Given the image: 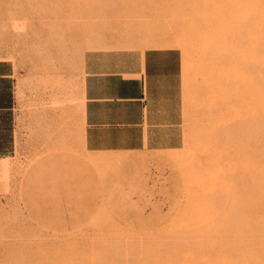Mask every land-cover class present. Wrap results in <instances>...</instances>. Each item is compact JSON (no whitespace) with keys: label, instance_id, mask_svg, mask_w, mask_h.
I'll use <instances>...</instances> for the list:
<instances>
[{"label":"rangeland","instance_id":"rangeland-1","mask_svg":"<svg viewBox=\"0 0 264 264\" xmlns=\"http://www.w3.org/2000/svg\"><path fill=\"white\" fill-rule=\"evenodd\" d=\"M258 1L0 0L16 139L0 171V264L264 260ZM150 48L179 53L178 149L88 150L84 54Z\"/></svg>","mask_w":264,"mask_h":264},{"label":"crops","instance_id":"crops-1","mask_svg":"<svg viewBox=\"0 0 264 264\" xmlns=\"http://www.w3.org/2000/svg\"><path fill=\"white\" fill-rule=\"evenodd\" d=\"M83 136L90 151H172L180 145V57L174 49L87 51ZM12 74L0 64V171L15 152Z\"/></svg>","mask_w":264,"mask_h":264},{"label":"bare ground","instance_id":"bare-ground-1","mask_svg":"<svg viewBox=\"0 0 264 264\" xmlns=\"http://www.w3.org/2000/svg\"><path fill=\"white\" fill-rule=\"evenodd\" d=\"M257 2H259V1L257 0ZM261 2H264V0H261ZM254 4H258V3L254 2ZM260 5L264 6V4H261V3H260ZM257 6H258V9H257V8H256V9H257L258 11L261 10V8L259 9V4H258ZM262 6H261V7H262ZM255 7H256V6H255ZM257 10H255V11H257ZM257 14L262 15V14H264V13L261 14V13L256 12V16L258 17ZM259 18L262 19V20H264V18L258 17V20H255V22H256V21L258 22V23H256V24H259L258 26L260 27L261 25H264V21H260V23H261V25H260V23H259ZM252 25H253V24H252ZM261 28H262V31H264V26H262ZM257 30H258V29H257ZM260 33H261V32H260ZM260 33H259V34H260ZM262 35H264V34H262ZM262 35H261V36H260V35L258 36V37H260V38H258V40L261 39V37H264V36H262ZM258 40H257V43H258ZM260 42H261V43H264V41L259 40V43H258L259 45H260ZM261 45H264V44H261ZM256 46H257V45H256ZM259 47H260V46H259ZM255 69H256V68H255ZM41 75H42V74H41ZM40 77H44V76H39V78H40ZM34 78H35V77H34ZM41 79H42V78H41ZM41 79H40V80H41ZM43 79H44V78H43ZM43 79H42V80H43ZM44 80H45V79H44ZM44 80H43V81H44ZM257 82H258V81H257ZM32 83H33V82H32ZM258 85H259V84H258ZM25 86H26V85H25ZM40 86H41V85H40ZM40 86H39V81H37L36 83L33 84L32 87H34L35 89H38V87H40ZM44 86H45V85H44ZM42 87H43V86H42ZM42 87H40L39 89H41ZM21 88H22V87H21ZM21 88H20V89H21ZM23 89H24V88H23ZM42 89H44V87H43ZM67 89H68V88H67ZM61 90L63 91V88H62ZM255 90H256V88H255ZM19 91H20V90H19ZM42 91H43V90H41V92H42ZM44 91H45V89H44ZM44 91H43V92H44ZM62 91H61V92H62ZM39 92H40V90H39ZM256 92H258V90H257ZM44 93H45V92H44ZM62 93H63V92H62ZM62 93H61V94H62ZM256 94H257V93H256ZM259 94H260V93H259ZM42 95H43V94H42ZM62 96H63L64 100H62V102H60V107L62 106V108H63V107H65V106L67 105V101H68V100H67V96L65 97V92L62 94ZM261 97H262V95H261ZM256 98H257V96H256ZM61 99H62V98H61ZM61 103H62V105H61ZM60 107H59V108H60ZM66 111H67V110H65V112H66ZM65 112H64V113H65ZM62 113H63V111H62ZM66 113H67V112H66ZM66 113H65V114H66ZM61 116H63V118H64V115H63V114H62ZM65 116H66V115H65ZM63 118H61V119H63ZM66 119H67V118H66ZM66 119H65V120H66ZM63 120H64V119H63ZM63 120H62V121H63ZM65 120H64V122H65ZM64 122H63L62 124H64V126H65V123H66V122H65V123H64ZM64 128H65V127H64ZM60 130H61V129H60ZM62 131H63V128H62ZM62 135H63V134H62ZM262 149H264V148H262ZM223 244H224V243H223ZM253 244H254V243H253ZM255 244H257V243H255ZM260 244H261V243H260ZM228 245H229V244H228ZM232 245H234V244H232ZM262 245H264V244H262ZM226 246H227V245H226ZM229 247H230V246H229ZM255 248H256V246H255ZM261 248H262V247H261ZM226 249H228V248H226ZM251 250H252V248L250 249V251H251ZM254 250H255V249H254ZM254 250H253V251H254ZM259 250H260V249H259ZM224 251H225V250H224ZM233 251H234V250H233ZM243 251H244V250H243ZM246 251H247V250H246ZM253 251H252V252H253ZM256 251H257V250H256ZM226 252H227V251H226ZM257 252H258V251H257ZM249 253H250V252H249ZM228 254H230V253H227L226 256H228ZM235 254H236V253H235ZM257 254L259 255V253H257ZM222 255L224 256V253H223ZM231 255H232V256L229 255V257H233V254H231ZM253 255H254V254H253ZM223 256H222V257H223ZM262 256H264V255H262ZM256 257H259V256H256ZM240 258H241V257H240ZM257 259H258V258H257ZM226 260H227V259H226ZM233 260H235V259H233ZM233 260H231V261H233ZM229 261H230V260H229ZM259 261H260V260H259ZM262 261H264V260H261V262H262ZM244 262H245V261H244ZM255 262H256V261H255ZM261 262H260V263H261ZM260 263H259V264H260ZM231 264H232V263H231ZM257 264H258V263H257Z\"/></svg>","mask_w":264,"mask_h":264}]
</instances>
